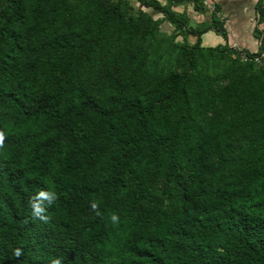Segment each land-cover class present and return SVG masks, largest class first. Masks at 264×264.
<instances>
[{"label":"trees","instance_id":"1","mask_svg":"<svg viewBox=\"0 0 264 264\" xmlns=\"http://www.w3.org/2000/svg\"><path fill=\"white\" fill-rule=\"evenodd\" d=\"M136 1L0 0V264H264V0Z\"/></svg>","mask_w":264,"mask_h":264},{"label":"rangeland","instance_id":"2","mask_svg":"<svg viewBox=\"0 0 264 264\" xmlns=\"http://www.w3.org/2000/svg\"><path fill=\"white\" fill-rule=\"evenodd\" d=\"M129 1L133 5L134 9L139 7V3L136 0H129ZM219 1L221 2L222 0H219ZM216 2H217L216 0H204L206 11L203 14L196 13L195 11L192 10L191 6H186V9L188 10L189 15L191 17V20H190L191 24H196L197 20L201 21L203 19L208 18L211 10L213 9V4L216 3ZM183 9H185V6H182V5H179V6L175 7V10H177V11H182ZM150 12L152 13V15L155 18L160 16L159 13H156V12H154L152 10ZM241 12L245 13V15L248 17V19H249V21L251 23V26H253V28L255 26H258V28L261 29L263 27V23H260V24L257 25V17H256L255 10H254L253 0H243V2H240L239 4L232 3V2L231 3H223V6L221 5L219 16L224 18L225 20L229 19V18H234L235 21H236L239 18ZM163 28L167 32H170L172 30V27L170 25H168V24H164ZM252 34H253V29H252ZM211 36H213V40L212 41H214V42L206 43V40L209 39ZM178 39L181 40V37H178ZM203 43L204 44L206 43L208 46H215L218 43H224V39L220 35L215 34L213 31H209L208 33H206L204 35ZM230 46H232L234 48L245 49V48H242V47H238L235 44L230 45Z\"/></svg>","mask_w":264,"mask_h":264},{"label":"crops","instance_id":"3","mask_svg":"<svg viewBox=\"0 0 264 264\" xmlns=\"http://www.w3.org/2000/svg\"><path fill=\"white\" fill-rule=\"evenodd\" d=\"M216 1H217L216 3L220 4V6L221 5L223 6V3L232 2L239 4L240 2H243V0H222L223 2L222 1L220 2L219 0ZM255 1L256 0H253L254 4ZM197 22L199 21L197 20ZM225 22H226L225 26L228 32V43L230 45L235 44L238 47H242L250 51H256L258 49L259 41L256 38H254L252 34L253 26H251V23L244 12H241L239 18L236 21L234 18H229L226 19ZM206 33L202 35V45L204 46H208L206 43L214 42L212 41L213 36H211L209 39L206 40L205 44L203 43V37ZM218 44H223V43H218Z\"/></svg>","mask_w":264,"mask_h":264},{"label":"built area","instance_id":"4","mask_svg":"<svg viewBox=\"0 0 264 264\" xmlns=\"http://www.w3.org/2000/svg\"><path fill=\"white\" fill-rule=\"evenodd\" d=\"M255 61L260 63L263 66V68H264V61L260 60V58H257V57L255 58Z\"/></svg>","mask_w":264,"mask_h":264},{"label":"clouds","instance_id":"5","mask_svg":"<svg viewBox=\"0 0 264 264\" xmlns=\"http://www.w3.org/2000/svg\"><path fill=\"white\" fill-rule=\"evenodd\" d=\"M114 219H115V217H114ZM55 264H59V261L57 260V261L55 262Z\"/></svg>","mask_w":264,"mask_h":264}]
</instances>
